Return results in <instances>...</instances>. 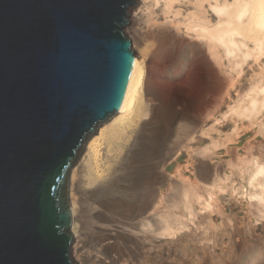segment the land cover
<instances>
[{
  "label": "bare ground",
  "instance_id": "1",
  "mask_svg": "<svg viewBox=\"0 0 264 264\" xmlns=\"http://www.w3.org/2000/svg\"><path fill=\"white\" fill-rule=\"evenodd\" d=\"M130 12L131 18L124 29H128L138 53L126 90L112 113L85 138V161L72 166L68 177L70 251L77 264H91L93 256L95 264H149L144 249L190 226L198 214H194V202L204 201L203 207L209 211L223 212L221 195L215 185L203 195L198 181L210 175L201 169H216L218 163L211 160V155L228 138L221 142L212 139L210 145L200 149L192 143L196 126L187 124V127L184 123L174 130L170 144L160 146L162 152L154 158L144 151L147 145L133 150L137 142L143 143L149 127L154 125L156 134L153 120L156 93L148 87V81L154 79L155 71L168 72L176 67L181 33L190 37V48L195 51L193 58L182 64H186L197 82L203 80L202 74L196 73L203 70V51L219 69L227 71L225 93L230 96L234 91L236 95L233 104H228L233 115L253 121L264 109V0H135ZM149 59L154 63L150 71L147 70ZM201 120L206 122L208 116ZM259 123L263 124L262 120ZM105 140L108 149L115 147L118 151L119 145L127 147L125 156H119L121 159L107 174L101 163V146ZM182 153L186 154L183 161L179 159ZM241 158L237 159L244 166L246 159ZM193 162L196 167L191 177L186 171ZM252 163L248 197L255 199L253 203L262 213L264 164L257 158ZM170 166L172 169L167 170ZM119 179L123 180L118 185L120 196L115 191L107 198L106 193L109 190L113 193L111 187ZM164 181L167 187L163 189L160 184ZM180 202L182 210H178ZM104 233L109 234V239L98 247L94 245L96 252L92 255L89 240ZM116 238L120 244L115 243ZM162 253L160 250L158 260L151 264H164Z\"/></svg>",
  "mask_w": 264,
  "mask_h": 264
},
{
  "label": "water",
  "instance_id": "2",
  "mask_svg": "<svg viewBox=\"0 0 264 264\" xmlns=\"http://www.w3.org/2000/svg\"><path fill=\"white\" fill-rule=\"evenodd\" d=\"M135 0H0V264H77L71 167L135 65Z\"/></svg>",
  "mask_w": 264,
  "mask_h": 264
},
{
  "label": "rangeland",
  "instance_id": "3",
  "mask_svg": "<svg viewBox=\"0 0 264 264\" xmlns=\"http://www.w3.org/2000/svg\"><path fill=\"white\" fill-rule=\"evenodd\" d=\"M133 4L128 7L129 13H131L130 9ZM126 33L128 35V29ZM179 42V62L176 63V67L168 72L160 69L155 71L154 79L148 81L149 85L147 83L148 87L156 93L153 119L155 128H157L155 129L156 134L153 129L154 125L149 127L145 132L146 137L143 143L137 142L133 150L134 148L140 150L143 145H147L144 151L146 153L148 151L149 156L154 158L162 152L160 146L170 144L175 135L174 130L184 123H186L184 126L187 124L189 127L196 126L192 143L200 149L210 145L212 139L221 142L224 137L228 138L227 143L223 146L218 145L215 153L211 155V160L218 163L216 169H201L203 173L207 171L210 175L207 178L204 176V181H198L199 192L203 195L206 194L207 188L215 185V190L221 195L220 205L223 212L209 211L208 207H203L204 201L194 202V214L198 213L195 214V218L193 217L194 222L179 230L175 235H168L166 240H158L157 243L149 245L143 253H146L147 259H150L149 264L158 260L160 250L163 251L162 254L165 257L164 264H264V212L259 213L256 203H253L255 199L250 200L248 197L250 191L248 178L253 168V158H257L264 164V109L253 121L245 116L242 118L239 115H233L228 110V104H233L236 95L233 90L230 96L225 93L224 88L227 85L225 73L227 71L223 72L219 69L216 62L202 50L201 67L203 70L198 69L199 73H196L202 74L203 80L198 79L197 82L186 64H182L183 61L187 63L186 60L193 58L195 54V51L190 48V37L183 32ZM133 45L136 54L138 51ZM247 68L246 73H249ZM152 69H154V63L149 59L147 70ZM205 116H208V120L202 123L201 119ZM260 120L263 124L259 123ZM104 143L101 146V163L105 168L104 173L107 174L115 166V162L124 155L127 147L122 148L119 145L117 151L115 147L108 149L106 140ZM85 155L86 143L72 166L83 163ZM185 158L186 154L182 153L179 159L183 161ZM237 158L246 159L244 166H241L242 163ZM172 167H168L167 170H171ZM194 167L196 164L193 162L186 171L191 177L193 176L190 173H193ZM121 181L123 180L119 179L116 185H112L113 193L109 190L106 193L107 198L111 197L115 191V194L120 196L118 185ZM160 185L163 189L167 187L165 181ZM116 209L115 207V211ZM182 209L183 205L180 202L178 210ZM108 237H110L109 234L104 233L94 236V240H89L88 248L92 255L96 252L94 245L106 242ZM115 243L120 244L121 241L117 239ZM92 259L91 264H95L94 256Z\"/></svg>",
  "mask_w": 264,
  "mask_h": 264
}]
</instances>
